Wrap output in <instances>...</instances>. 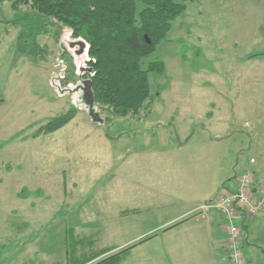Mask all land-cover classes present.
I'll list each match as a JSON object with an SVG mask.
<instances>
[{
    "label": "rangeland",
    "instance_id": "obj_1",
    "mask_svg": "<svg viewBox=\"0 0 264 264\" xmlns=\"http://www.w3.org/2000/svg\"><path fill=\"white\" fill-rule=\"evenodd\" d=\"M185 3L168 39L144 60L166 64L164 74H150L148 108L114 117L96 103L109 118L104 123L64 90L79 81L70 32L59 39L44 32L38 58L21 55L22 25L14 21L24 7L0 3V264H77L133 245L123 264H160L162 224L175 211L165 190L189 179L188 166L199 181L229 187L248 168L264 180L262 145L256 148L264 144L256 132L264 103V0ZM144 7L138 2L139 11ZM71 109L76 116L63 128L30 136ZM191 134L188 147L176 148ZM210 136L222 140L210 144ZM261 236L264 244V229Z\"/></svg>",
    "mask_w": 264,
    "mask_h": 264
},
{
    "label": "trees",
    "instance_id": "obj_2",
    "mask_svg": "<svg viewBox=\"0 0 264 264\" xmlns=\"http://www.w3.org/2000/svg\"><path fill=\"white\" fill-rule=\"evenodd\" d=\"M11 2L18 12L15 23L21 24L17 51L38 58V37L53 31L56 39L67 29L74 38L88 44V63L94 69L96 103L114 117L138 116L148 108L153 95L150 74H164L166 64L154 60L145 66V59L158 45L168 39L173 22L187 11L181 0H0ZM138 2L145 7L138 10ZM146 36L151 40L149 43ZM76 116V110L50 119L30 136L51 134L66 126ZM109 118H106L108 120ZM226 183L222 185V189ZM135 245L103 257L113 250H104L77 264H123Z\"/></svg>",
    "mask_w": 264,
    "mask_h": 264
},
{
    "label": "crops",
    "instance_id": "obj_3",
    "mask_svg": "<svg viewBox=\"0 0 264 264\" xmlns=\"http://www.w3.org/2000/svg\"><path fill=\"white\" fill-rule=\"evenodd\" d=\"M256 132L258 141H261V133H264V103L257 116ZM211 123L213 119L210 118ZM212 127V124H210ZM234 136L230 137L233 138ZM228 138V137H226ZM222 139H215L210 136V144L220 142ZM193 141V135L186 136L184 142H178L176 148L183 149L189 146ZM259 145L258 154H264V144L257 142ZM256 162L255 158H252ZM251 159V160H252ZM192 169L191 166H188ZM185 174L188 180L180 183L170 182L165 190L168 205L173 206L175 211L168 215V220L162 224L165 229L163 237L162 251L165 252V262L161 257L160 264H230L226 249V234L224 231V218L219 211H210L203 217L199 214V207L206 201L214 198L220 193L222 185L219 182L210 183L201 180L192 172ZM184 170L182 171V173ZM255 172V183H263L259 174ZM230 186V184H228ZM264 229V211L255 217L250 218L246 224V238L248 243V251L245 252L247 264H254V260L260 262L263 259L262 254L254 248L259 243L262 251L264 244L261 241L260 231ZM258 231L255 240L251 236ZM253 241L256 243L253 244ZM254 256V257H253ZM254 259V260H253ZM260 259V261H259Z\"/></svg>",
    "mask_w": 264,
    "mask_h": 264
},
{
    "label": "built area",
    "instance_id": "obj_4",
    "mask_svg": "<svg viewBox=\"0 0 264 264\" xmlns=\"http://www.w3.org/2000/svg\"><path fill=\"white\" fill-rule=\"evenodd\" d=\"M85 58L89 60L87 54ZM254 174L252 169H246L232 187H225L198 209L203 217L214 210L223 215L230 264H247L244 253L246 224L264 211V182L255 183Z\"/></svg>",
    "mask_w": 264,
    "mask_h": 264
},
{
    "label": "water",
    "instance_id": "obj_5",
    "mask_svg": "<svg viewBox=\"0 0 264 264\" xmlns=\"http://www.w3.org/2000/svg\"><path fill=\"white\" fill-rule=\"evenodd\" d=\"M149 43L151 40L146 36ZM70 50H74V56L79 58L84 54L88 53V44L82 38H77L74 40L67 41ZM94 69L88 66H78L77 74L82 76L84 73L93 74ZM72 93H77L79 102L86 108L89 116L94 122L104 123L105 119L101 116L98 106L96 104V97L93 90V80L92 78L82 79L78 82L77 86L69 90Z\"/></svg>",
    "mask_w": 264,
    "mask_h": 264
},
{
    "label": "flooded vegetation",
    "instance_id": "obj_6",
    "mask_svg": "<svg viewBox=\"0 0 264 264\" xmlns=\"http://www.w3.org/2000/svg\"><path fill=\"white\" fill-rule=\"evenodd\" d=\"M72 54L74 55V50H72ZM78 60H79V64L81 65V66H84L83 65V63L84 62H87L88 63V60H86V58H85V56L84 55H82L81 57H79V59H77V57H75L74 56V63H75V66L77 67V65H78ZM77 72V71H76ZM85 75H87L86 77H84ZM88 75H90V73H84L81 77L80 76H78L79 77V81L80 80H82V79H87L88 78ZM78 81V82H79ZM78 82L75 84V85H72V84H69V87L67 88H65L64 90H66L68 93L70 92L69 90H72V89H74L76 86H77V84H78ZM56 83V82H55ZM58 85V84H57ZM63 89V88H62ZM70 93H72V92H70ZM73 95H75V97H78V95H77V93H72Z\"/></svg>",
    "mask_w": 264,
    "mask_h": 264
}]
</instances>
